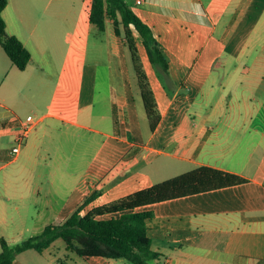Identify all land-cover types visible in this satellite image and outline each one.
Listing matches in <instances>:
<instances>
[{
    "label": "crops",
    "instance_id": "obj_1",
    "mask_svg": "<svg viewBox=\"0 0 264 264\" xmlns=\"http://www.w3.org/2000/svg\"><path fill=\"white\" fill-rule=\"evenodd\" d=\"M126 1L152 27L169 61L172 89L133 27L161 113L154 131L124 36L108 16L104 31L90 21L93 0H8L7 32L32 60L19 69L0 42V159L24 155L38 167L0 179V251L2 238L14 244L63 222L95 190L100 195L83 214L206 165L245 182L141 208L154 213L147 233L158 253L146 264H264V54L252 56L264 0ZM92 35L98 55L86 78ZM23 109L40 121L14 156L20 129L14 118H24ZM123 161V171H115ZM52 246L22 251L10 264H64ZM43 254L51 257L34 258Z\"/></svg>",
    "mask_w": 264,
    "mask_h": 264
},
{
    "label": "trees",
    "instance_id": "obj_2",
    "mask_svg": "<svg viewBox=\"0 0 264 264\" xmlns=\"http://www.w3.org/2000/svg\"><path fill=\"white\" fill-rule=\"evenodd\" d=\"M7 4L8 0H0V42L14 64L24 70L32 60V52L19 37L8 34L7 23L3 16V10ZM107 16L112 19L116 32L123 34L130 50L132 66L136 73L150 128L154 131L161 119V113L142 66L133 27L142 37L152 64L162 75L167 87L172 89L174 85L169 73V61L165 48L154 34L152 27L133 10L126 0H93L90 21L96 24L100 31L106 28ZM124 165L125 162H121L116 170ZM243 182L245 178L235 173L204 165L128 193L83 214L85 206L100 195V191L95 190L63 222L47 224L41 233L15 244H10L2 238L0 264H10L19 253L27 249L32 248L43 252L59 238L64 240L67 250L75 252L80 257L104 255L111 259L125 258L132 264H146L150 259L158 257V253L152 249V241L147 233V221L153 217L154 213L152 209L141 208L156 202ZM118 213L120 215L116 216ZM106 215L111 216L104 217Z\"/></svg>",
    "mask_w": 264,
    "mask_h": 264
},
{
    "label": "rangeland",
    "instance_id": "obj_3",
    "mask_svg": "<svg viewBox=\"0 0 264 264\" xmlns=\"http://www.w3.org/2000/svg\"><path fill=\"white\" fill-rule=\"evenodd\" d=\"M233 34H234V32H233ZM93 35L91 36L90 46L88 47V56H87V64H86V78L89 77V75L91 74V72H92L91 64L93 63L94 59L96 58V55H98L97 54L96 45H95V37ZM254 39H255V43L253 44L254 45L253 46L254 48H252V50H253L252 56H255L257 54V52H258V54L263 55L264 54V28H263V30H259L256 33V37H254ZM100 56H102V55H100ZM233 67H235V61H234V63L232 65H230L229 68L233 70ZM161 77H162V75H161ZM169 89H170V87H169ZM28 111L30 113L34 114L33 111H30V109H27V110H24L23 109V110H21V113L28 112ZM26 114L27 113H24V116L23 117H26ZM82 134H83L84 144H86L85 141L87 139H86V135H85V131L84 130H83ZM84 146L85 145H83V147ZM40 161L41 160H39V162ZM1 165H2V168H1V171H0V179H1V177L4 176L5 173H8V171H12V170L19 171V170H22V169L24 170V169H31V168H35L36 169L38 167V165L35 163V161H33V160L31 161L30 158H27V159L24 158V155H22L18 160H12L11 157H7V158L4 157L3 159H0V166ZM125 170L126 171L125 172H122V174H126V173L128 174V172H129L130 169L127 168ZM116 171H118V169ZM122 176H119V178H122ZM21 182H22L21 180L18 181V183H21ZM65 244L66 243L64 242V240L61 239V238H59L55 242L54 246H52L51 251L52 252H55V253L57 252L58 253V256H62L64 258V259H62L64 264H72L71 261H68V259H66V257H64V253L66 255L69 254L68 257H74V258H77L78 257V263H75V264H85L84 260H81L83 258H81L80 256H78L75 252L70 251V250L67 251L65 249ZM30 250L35 251L34 253H38V252H36L37 250H35V249H32L31 248ZM48 257H51V254H46V255L43 254V256H35L34 258L40 259L41 262H42L44 260L47 261L49 259ZM34 258L32 257V260ZM32 260H31V262H32ZM32 264H33V262H32Z\"/></svg>",
    "mask_w": 264,
    "mask_h": 264
},
{
    "label": "built area",
    "instance_id": "obj_4",
    "mask_svg": "<svg viewBox=\"0 0 264 264\" xmlns=\"http://www.w3.org/2000/svg\"><path fill=\"white\" fill-rule=\"evenodd\" d=\"M142 0H138L140 3ZM40 118L35 115L29 114L24 118H14L15 125L19 126V131L16 133L15 144L12 146V154L15 156L20 153L22 147L27 141L28 136L36 127ZM227 264V263H224Z\"/></svg>",
    "mask_w": 264,
    "mask_h": 264
}]
</instances>
